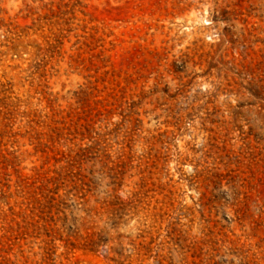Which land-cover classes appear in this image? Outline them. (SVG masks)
Returning <instances> with one entry per match:
<instances>
[{
    "label": "rangeland",
    "instance_id": "374dc122",
    "mask_svg": "<svg viewBox=\"0 0 264 264\" xmlns=\"http://www.w3.org/2000/svg\"><path fill=\"white\" fill-rule=\"evenodd\" d=\"M0 264H264V0H0Z\"/></svg>",
    "mask_w": 264,
    "mask_h": 264
}]
</instances>
